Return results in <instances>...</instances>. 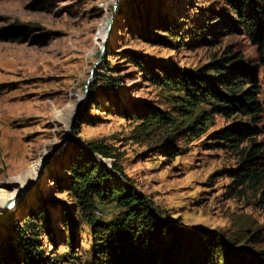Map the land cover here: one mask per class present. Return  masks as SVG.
I'll return each mask as SVG.
<instances>
[{
  "label": "rangeland",
  "instance_id": "rangeland-1",
  "mask_svg": "<svg viewBox=\"0 0 264 264\" xmlns=\"http://www.w3.org/2000/svg\"><path fill=\"white\" fill-rule=\"evenodd\" d=\"M114 1L0 0V248L17 250L8 264H24L19 230L38 238L45 264L90 263L92 233L67 169L87 142L109 151L96 155L114 174L110 185L143 196L175 232L209 230L225 254L237 248L253 263L251 255L264 253V183L235 182L249 142L235 151L214 133L242 122L264 142V41L233 27L229 0H119L104 61L87 83ZM254 1L264 0L242 11ZM131 53L199 77L229 57L251 71L262 112L252 121L189 105L162 85L160 71L161 82H152ZM150 111L159 117L147 123ZM256 162L249 168L264 167ZM120 212L115 198L95 199L91 210L105 222Z\"/></svg>",
  "mask_w": 264,
  "mask_h": 264
},
{
  "label": "trees",
  "instance_id": "trees-1",
  "mask_svg": "<svg viewBox=\"0 0 264 264\" xmlns=\"http://www.w3.org/2000/svg\"><path fill=\"white\" fill-rule=\"evenodd\" d=\"M229 1L237 15L233 20V27L241 26L257 42L264 41V1L249 2L245 12L242 8L248 0ZM131 57L141 71H147L154 83L160 80V71L163 76V81L160 80L162 85L170 87L171 90L182 91L187 96L189 105L208 104L214 113L226 116L241 114L252 121L262 112L260 89L251 71L243 65L231 63L229 57L223 56L215 60L211 67L213 72L208 77L154 66L135 53H131ZM103 61L104 57L101 59ZM97 75L94 72L93 78ZM91 88L92 85L89 87L90 91ZM153 117L158 118L159 115L150 111L149 117L146 116L147 123ZM214 134L217 141L235 151L243 143L249 142L246 150L240 149L241 153L244 150L240 171L245 172L239 174L235 171V182L264 183V167L249 168V162L255 160L264 164V142L255 141L254 137L259 132L253 124L236 122L218 129ZM94 154L108 157L109 151L101 144L87 142L85 146L78 147V153L67 168L70 172L68 189L92 233V259L89 264H264L262 252L251 255L253 263L247 262L244 253L237 248L225 254L221 249L220 238L209 230L175 232L159 217L154 208H150L143 196L126 191L121 186L110 185L114 174L109 168L100 167ZM113 169L118 170L114 165ZM113 198L121 212L107 222L95 220L91 213L95 199L106 201ZM66 212L71 223V212ZM28 224L30 222L22 224L23 231ZM19 231L17 246L22 250L24 264H45V257L36 243L38 238ZM47 231L51 233L48 227ZM36 235L39 233L36 232ZM16 255L17 250L12 244L0 248L3 264H8Z\"/></svg>",
  "mask_w": 264,
  "mask_h": 264
},
{
  "label": "water",
  "instance_id": "water-1",
  "mask_svg": "<svg viewBox=\"0 0 264 264\" xmlns=\"http://www.w3.org/2000/svg\"><path fill=\"white\" fill-rule=\"evenodd\" d=\"M118 1H119V0H115V1H114L112 14H111V15L109 16V18H108V23H107V27H106V37H105V39L103 40V42H102V44H101L99 58H98V60L93 64V66L91 67V70L89 71V79L87 80V83H89V81L92 79V76H93L94 72H97V70H96V69H97V66H98L99 63H101L102 54H103V52H104V50H105L106 42H107L108 37H109V34H110L111 24H112L113 19H114L115 9H116V5H117V2H118ZM94 156L97 157L96 154H94ZM99 159H100V157H97V160H99ZM99 162H100V160H99ZM41 170H42V169L39 170V172H38V174H37L38 176L41 174ZM38 176H37V177H38ZM32 183H33V182H31L30 184H32Z\"/></svg>",
  "mask_w": 264,
  "mask_h": 264
},
{
  "label": "bare ground",
  "instance_id": "bare-ground-1",
  "mask_svg": "<svg viewBox=\"0 0 264 264\" xmlns=\"http://www.w3.org/2000/svg\"><path fill=\"white\" fill-rule=\"evenodd\" d=\"M108 23V22H107ZM106 27H107V25H105V37H106ZM101 34H102V37L104 36V29L102 28V32H101ZM71 114H72V112L69 114V116H68V118H67V122H66V124L68 123V121H69V117L71 116Z\"/></svg>",
  "mask_w": 264,
  "mask_h": 264
}]
</instances>
